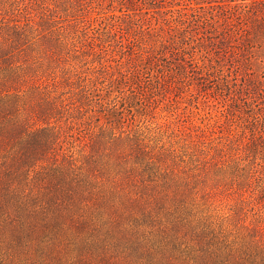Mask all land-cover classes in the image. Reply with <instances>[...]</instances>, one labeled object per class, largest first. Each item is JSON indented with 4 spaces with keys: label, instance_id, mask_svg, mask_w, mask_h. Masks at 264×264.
<instances>
[{
    "label": "trees",
    "instance_id": "16d2710c",
    "mask_svg": "<svg viewBox=\"0 0 264 264\" xmlns=\"http://www.w3.org/2000/svg\"><path fill=\"white\" fill-rule=\"evenodd\" d=\"M95 1L0 0V264H264V174L133 112L242 18Z\"/></svg>",
    "mask_w": 264,
    "mask_h": 264
},
{
    "label": "rangeland",
    "instance_id": "374dc122",
    "mask_svg": "<svg viewBox=\"0 0 264 264\" xmlns=\"http://www.w3.org/2000/svg\"><path fill=\"white\" fill-rule=\"evenodd\" d=\"M98 2L102 5L97 7ZM91 5L96 8L90 12V19L120 14L119 9H125L123 6L138 18L154 16L161 20L170 17L162 11L177 8L189 11L188 8L196 6L242 18L226 24L233 32H239L237 39H217L210 43L209 39L192 36L195 38L191 44L200 45L194 66L174 60L171 75L161 80L162 85L153 96L150 94L148 110L137 106L133 112L135 123L140 125H160L168 131L174 130L177 136L189 134L202 143L238 146L241 164L256 169L255 176L264 174V127H261L264 126V0H172L170 3L164 0L155 8L135 0H124L121 7L117 3L109 6L108 0ZM155 20L152 18L153 25ZM254 129H261V134L252 137ZM231 197L229 203L233 202Z\"/></svg>",
    "mask_w": 264,
    "mask_h": 264
}]
</instances>
